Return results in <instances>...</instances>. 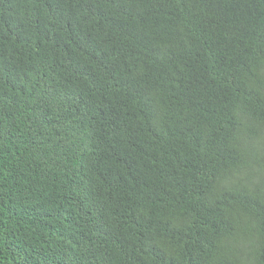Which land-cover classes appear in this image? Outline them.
I'll list each match as a JSON object with an SVG mask.
<instances>
[{"label": "trees", "instance_id": "16d2710c", "mask_svg": "<svg viewBox=\"0 0 264 264\" xmlns=\"http://www.w3.org/2000/svg\"><path fill=\"white\" fill-rule=\"evenodd\" d=\"M0 264H264V0H0Z\"/></svg>", "mask_w": 264, "mask_h": 264}]
</instances>
